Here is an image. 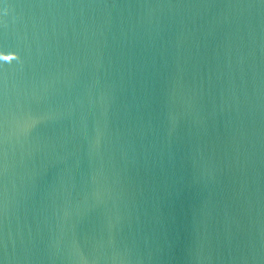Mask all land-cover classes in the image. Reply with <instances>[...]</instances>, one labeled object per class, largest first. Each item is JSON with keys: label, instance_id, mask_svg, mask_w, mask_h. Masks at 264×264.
<instances>
[{"label": "water", "instance_id": "95a60500", "mask_svg": "<svg viewBox=\"0 0 264 264\" xmlns=\"http://www.w3.org/2000/svg\"><path fill=\"white\" fill-rule=\"evenodd\" d=\"M0 264H264V0H0Z\"/></svg>", "mask_w": 264, "mask_h": 264}]
</instances>
